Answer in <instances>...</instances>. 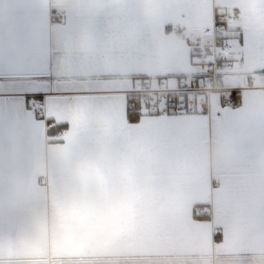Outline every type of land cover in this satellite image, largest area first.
Returning <instances> with one entry per match:
<instances>
[{
	"label": "crops",
	"instance_id": "obj_1",
	"mask_svg": "<svg viewBox=\"0 0 264 264\" xmlns=\"http://www.w3.org/2000/svg\"><path fill=\"white\" fill-rule=\"evenodd\" d=\"M215 10L238 106L131 120L134 78L191 72L177 33ZM39 54L66 102L25 98ZM0 69V264H264V0H0Z\"/></svg>",
	"mask_w": 264,
	"mask_h": 264
},
{
	"label": "built area",
	"instance_id": "obj_2",
	"mask_svg": "<svg viewBox=\"0 0 264 264\" xmlns=\"http://www.w3.org/2000/svg\"><path fill=\"white\" fill-rule=\"evenodd\" d=\"M233 21V14L215 10L207 27L178 32L177 36L189 44L195 59L193 70L172 78L136 77L126 92L129 110L142 115L212 117L238 106L242 87L225 82L232 60L228 42ZM237 65L242 67V61ZM213 100L216 110L212 109ZM31 108L38 118L42 117L38 105L32 104Z\"/></svg>",
	"mask_w": 264,
	"mask_h": 264
},
{
	"label": "snow or ice",
	"instance_id": "obj_3",
	"mask_svg": "<svg viewBox=\"0 0 264 264\" xmlns=\"http://www.w3.org/2000/svg\"><path fill=\"white\" fill-rule=\"evenodd\" d=\"M59 56L52 57L48 54H39L34 64L33 86L25 90L24 96L27 100L47 102L52 105H59L65 101L68 89L60 85L61 71L59 68ZM2 70V69H0ZM7 79L0 76V85ZM129 118L133 121L137 119L135 113L129 112ZM52 117H46L51 120Z\"/></svg>",
	"mask_w": 264,
	"mask_h": 264
},
{
	"label": "bare ground",
	"instance_id": "obj_4",
	"mask_svg": "<svg viewBox=\"0 0 264 264\" xmlns=\"http://www.w3.org/2000/svg\"><path fill=\"white\" fill-rule=\"evenodd\" d=\"M231 62H232V60L230 61V66H231ZM127 103H128V99H127ZM131 112H134V111H131Z\"/></svg>",
	"mask_w": 264,
	"mask_h": 264
},
{
	"label": "rangeland",
	"instance_id": "obj_5",
	"mask_svg": "<svg viewBox=\"0 0 264 264\" xmlns=\"http://www.w3.org/2000/svg\"><path fill=\"white\" fill-rule=\"evenodd\" d=\"M193 62H195V59H193Z\"/></svg>",
	"mask_w": 264,
	"mask_h": 264
}]
</instances>
